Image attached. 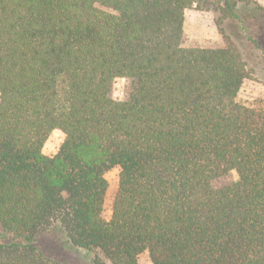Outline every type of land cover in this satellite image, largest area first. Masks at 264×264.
<instances>
[{
  "label": "trees",
  "instance_id": "trees-1",
  "mask_svg": "<svg viewBox=\"0 0 264 264\" xmlns=\"http://www.w3.org/2000/svg\"><path fill=\"white\" fill-rule=\"evenodd\" d=\"M194 5L225 38L240 11L264 13L255 0H0V264H59L35 244L58 228L94 264H264V111L237 100L250 70L236 47H184Z\"/></svg>",
  "mask_w": 264,
  "mask_h": 264
},
{
  "label": "rangeland",
  "instance_id": "rangeland-1",
  "mask_svg": "<svg viewBox=\"0 0 264 264\" xmlns=\"http://www.w3.org/2000/svg\"><path fill=\"white\" fill-rule=\"evenodd\" d=\"M255 2L264 8V0H255ZM240 14L243 24L232 21L226 22L227 38H225L217 27L218 14L210 7L194 5L185 12L183 45L185 48L207 49L224 48L228 45L236 47L250 70V76L241 88L237 100L244 106L264 111V13L251 8L240 11ZM129 90L130 81L117 79L114 83L112 97L116 101H124ZM64 139L65 136L61 131H54L44 146V154L49 157L55 156ZM119 175V168H115L106 174L109 188L103 216L107 221L112 216V206L118 190ZM237 180V173L232 172L221 183L227 184ZM1 241L9 243L13 241V238L2 237ZM35 244L45 257L59 264H94V253L73 248L59 228L37 235ZM140 264H152L147 253L140 257Z\"/></svg>",
  "mask_w": 264,
  "mask_h": 264
}]
</instances>
